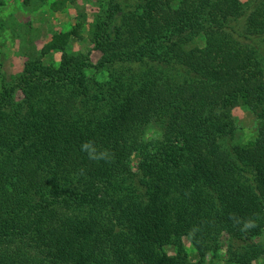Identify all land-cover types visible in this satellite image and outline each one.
I'll return each instance as SVG.
<instances>
[{
	"label": "trees",
	"instance_id": "1",
	"mask_svg": "<svg viewBox=\"0 0 264 264\" xmlns=\"http://www.w3.org/2000/svg\"><path fill=\"white\" fill-rule=\"evenodd\" d=\"M118 9L109 0L90 30L109 82L87 76L89 57L58 33L43 47L60 53L58 66L36 62L15 84L14 107L0 93V264H203L223 234L230 263L264 259L252 242L264 229V123L255 143L218 144L237 128L234 107L264 118V53L253 41L264 39V0H138L111 29ZM243 17L252 36L240 39L233 23ZM69 80L76 103L42 102ZM154 121L164 137L147 148ZM88 140L111 162L89 160Z\"/></svg>",
	"mask_w": 264,
	"mask_h": 264
},
{
	"label": "rangeland",
	"instance_id": "2",
	"mask_svg": "<svg viewBox=\"0 0 264 264\" xmlns=\"http://www.w3.org/2000/svg\"><path fill=\"white\" fill-rule=\"evenodd\" d=\"M116 1L121 4V9L115 12L111 29L114 25L121 24L122 19H126L125 16L131 15L138 4V0ZM240 1L244 2L246 0ZM108 3L109 0H0V93L3 90L9 91L10 97L6 101L7 107H14L15 103L23 96L21 90L15 84L21 76L29 74L30 69L36 65V62L43 68H48L51 65L58 66L60 53L52 49L43 50L46 43L58 33L68 35L69 51L83 53L89 57L91 66L84 69L87 76H93L102 83L109 82V75L112 72L108 68L107 56L93 48L90 42V30L95 20L98 17L103 18L106 14ZM122 4H127L128 7L122 8ZM121 13H124L125 16L120 17ZM77 23L81 24L79 37L71 35ZM233 25L239 31L240 39H243L246 34L252 36L251 32L246 29L244 17L239 18ZM199 40L201 41V38ZM199 40L194 38L191 46L199 45ZM253 41H256L255 46L260 54H263L264 39L255 38ZM250 46L254 48L253 44ZM259 67L264 71V61L261 62ZM165 73H167V69L164 70L162 75ZM60 84L62 93L60 92L61 94L58 96L53 94L48 96L47 91H45L41 95L42 102H53L56 107H60L59 104L66 102L65 100L71 98L69 96L72 95L76 103V92H73L75 89L74 83L69 80ZM108 92L109 89L103 91L105 96ZM94 93L91 88L88 89L85 98L90 100ZM82 109H85V106ZM231 114L237 128L233 133L218 139L221 150H228L234 145L243 146L248 143H255L259 138V128L264 123V118L258 120L259 118L257 119L248 108L243 106L234 107ZM149 132H153L159 139L146 138V133ZM144 137L147 148L156 142L158 143L164 137L162 124L154 121L145 131ZM137 158V156L133 157L135 165ZM83 213L84 210L80 211V215ZM226 237V234H223L222 238L218 240L220 244L217 247L212 246L204 251L203 264H239L234 261L230 263L229 261L232 246ZM252 242L260 243L264 247V229L261 235L252 237ZM181 243L187 253V260L195 263L198 254L192 248L189 239L183 237ZM160 247L168 256L175 255L177 249V246L170 243ZM252 264H264V259L259 257L256 261H252Z\"/></svg>",
	"mask_w": 264,
	"mask_h": 264
},
{
	"label": "clouds",
	"instance_id": "3",
	"mask_svg": "<svg viewBox=\"0 0 264 264\" xmlns=\"http://www.w3.org/2000/svg\"><path fill=\"white\" fill-rule=\"evenodd\" d=\"M146 138L159 139L153 132L146 133ZM80 151L87 155V158L94 162L109 163L112 160V154L108 149L96 145L95 141L88 140L80 145ZM249 226L248 224L245 225Z\"/></svg>",
	"mask_w": 264,
	"mask_h": 264
}]
</instances>
